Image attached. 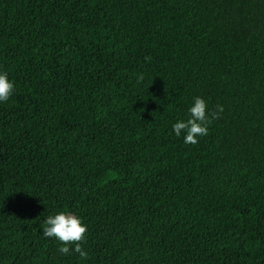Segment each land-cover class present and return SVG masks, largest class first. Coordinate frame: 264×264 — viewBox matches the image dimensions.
Segmentation results:
<instances>
[{"label":"trees","instance_id":"trees-1","mask_svg":"<svg viewBox=\"0 0 264 264\" xmlns=\"http://www.w3.org/2000/svg\"><path fill=\"white\" fill-rule=\"evenodd\" d=\"M0 73V264H264V0H0Z\"/></svg>","mask_w":264,"mask_h":264},{"label":"clouds","instance_id":"clouds-1","mask_svg":"<svg viewBox=\"0 0 264 264\" xmlns=\"http://www.w3.org/2000/svg\"><path fill=\"white\" fill-rule=\"evenodd\" d=\"M143 79L140 75L138 82ZM14 89L13 83L6 73H0V104L7 102ZM223 111L222 106H217L213 112L208 109L206 100L201 96H195L187 108L186 120L177 119L171 125L172 133L183 139L184 144H196L198 139L208 134V125L212 119H216ZM43 236L53 238L61 242L58 251L67 255L70 253L69 245L72 244V252L78 253L83 259L87 253L82 249L81 242L86 239L87 225L74 213L56 212L44 218Z\"/></svg>","mask_w":264,"mask_h":264}]
</instances>
